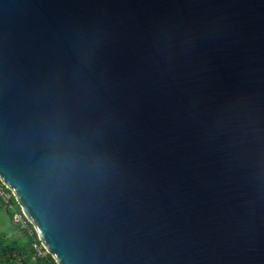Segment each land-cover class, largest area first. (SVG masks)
<instances>
[{
	"label": "water",
	"instance_id": "95a60500",
	"mask_svg": "<svg viewBox=\"0 0 264 264\" xmlns=\"http://www.w3.org/2000/svg\"><path fill=\"white\" fill-rule=\"evenodd\" d=\"M0 182L57 264H264V0H0Z\"/></svg>",
	"mask_w": 264,
	"mask_h": 264
},
{
	"label": "trees",
	"instance_id": "16d2710c",
	"mask_svg": "<svg viewBox=\"0 0 264 264\" xmlns=\"http://www.w3.org/2000/svg\"><path fill=\"white\" fill-rule=\"evenodd\" d=\"M11 202L19 210L13 198ZM0 208L2 209L1 205ZM2 211L6 219L10 221L11 212L3 209ZM34 242H40V240L33 228L31 232L22 229L21 233L11 234H8V230L0 228V264H57L49 253L42 257L35 256L32 247Z\"/></svg>",
	"mask_w": 264,
	"mask_h": 264
},
{
	"label": "built area",
	"instance_id": "2783aa9c",
	"mask_svg": "<svg viewBox=\"0 0 264 264\" xmlns=\"http://www.w3.org/2000/svg\"><path fill=\"white\" fill-rule=\"evenodd\" d=\"M13 198L10 191H8L0 182V205L3 210L10 211V221L15 226H18L21 229H27L31 232L32 225L28 221V219L23 215L22 211L17 210L16 207L11 202V199ZM34 229V228H33ZM32 247L34 249L35 256H45L47 250L42 245L41 242H34L32 244Z\"/></svg>",
	"mask_w": 264,
	"mask_h": 264
},
{
	"label": "rangeland",
	"instance_id": "374dc122",
	"mask_svg": "<svg viewBox=\"0 0 264 264\" xmlns=\"http://www.w3.org/2000/svg\"><path fill=\"white\" fill-rule=\"evenodd\" d=\"M0 228L8 230V234L11 233H21L22 229L14 224H11L8 219H6L5 214L3 213L2 209L0 208Z\"/></svg>",
	"mask_w": 264,
	"mask_h": 264
}]
</instances>
